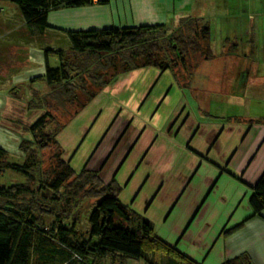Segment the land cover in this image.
Returning a JSON list of instances; mask_svg holds the SVG:
<instances>
[{"label": "crops", "instance_id": "0c3cea01", "mask_svg": "<svg viewBox=\"0 0 264 264\" xmlns=\"http://www.w3.org/2000/svg\"><path fill=\"white\" fill-rule=\"evenodd\" d=\"M218 2L107 0L102 4L51 9L47 22L64 29L169 23L180 17L201 15L205 7L213 8ZM252 27L250 24L240 34L244 39L240 41L239 53H236L238 44L235 43V50L229 51L231 54L219 53L221 55L202 61L189 84L181 85L171 70L157 68L155 81L146 87L142 84V89L136 91L133 84L140 71L150 75L145 69L151 67L148 66L120 74L95 96L107 94L111 98L107 107L111 117L83 158L81 170L86 168L103 174V179L99 177L107 183L113 180L120 188V201L130 210L138 211L140 207L148 212L151 209L146 220L152 226L159 214L164 222L169 220L174 226V236L178 234L176 241H168V237L161 234L156 236L198 264H203L212 252L217 264L241 252L248 253L254 264H264V209L254 213L248 201L252 186L259 178H264V119L256 121L259 118L249 113L240 118L215 114L210 98L212 92H231L237 81V94L249 91L255 96L258 92L257 84L246 89L254 82H246L250 74L248 63L264 64V34L260 42L259 35L254 38L252 32H255L249 31ZM256 31L260 33L262 27L257 26ZM216 58L229 65L215 80ZM38 60L42 63L40 58ZM200 70L209 71V82L193 81L194 74ZM227 73L234 79L230 83L227 77L223 80ZM161 75L169 78V84L154 92ZM263 80L264 75L259 78L260 82ZM186 89L192 94V104ZM100 112L101 108L82 127L72 150L69 149L66 160L70 165L83 141L98 124L103 110ZM113 126L116 127L114 135L109 138ZM65 140L66 146L70 138ZM106 152L105 158L113 159L112 169L104 167L107 159L99 167L88 168L91 161L97 163ZM141 169L139 183L134 186L136 172ZM225 229L227 233L222 234ZM186 235L191 241L190 249H178L177 244ZM133 264L143 262L135 260Z\"/></svg>", "mask_w": 264, "mask_h": 264}, {"label": "trees", "instance_id": "16d2710c", "mask_svg": "<svg viewBox=\"0 0 264 264\" xmlns=\"http://www.w3.org/2000/svg\"><path fill=\"white\" fill-rule=\"evenodd\" d=\"M8 1L18 6L22 20L39 35L48 31L62 35L61 45L41 46L45 70L40 77L49 90L33 98L40 106L56 99L58 105L68 101L83 108L120 74L141 67L169 69L178 83L186 85L202 61L215 57L208 21L195 15L169 23L64 29L47 22L49 10L107 0ZM50 57L58 64L50 66ZM48 116L45 112L28 126L31 139L20 143L22 162L8 160L0 146V172L9 169L24 175V181L0 185V264H125L141 258L150 264H198L154 235L152 224L120 201V188L113 180L104 182L86 168L76 173L61 156L59 130L45 128ZM43 147L52 150L49 160L38 154ZM251 190L249 204L259 213L264 209V178ZM80 193L96 199L85 234L73 219L64 221ZM156 252L161 256L153 260ZM222 264L254 263L241 252Z\"/></svg>", "mask_w": 264, "mask_h": 264}, {"label": "rangeland", "instance_id": "374dc122", "mask_svg": "<svg viewBox=\"0 0 264 264\" xmlns=\"http://www.w3.org/2000/svg\"><path fill=\"white\" fill-rule=\"evenodd\" d=\"M193 15L208 21L210 27L211 49L215 52V55H221L219 53L231 54L226 52V50H235V43L238 44V51L236 53H239L240 41L244 39V36L241 37L240 34H243V32L249 28L250 24L253 27L252 29H249V31L255 32V34L252 32L254 38L255 35L258 34L259 41L262 42L264 34V0H224V2L219 0L218 5L215 4L213 8L211 6L205 7L203 14ZM257 26L260 28L262 27L263 31L260 33L259 31H256ZM31 28L32 26L29 27V25L22 20L21 12L15 3L8 0H0V146L6 150L8 160L18 163L22 162L25 153L21 150L20 143L31 139V133L28 131V126L40 115L48 112L51 114V117H47L48 126L45 128L49 127L53 131L57 129L59 130L56 134V137L58 138H56V140L61 141V143L58 141L62 148L61 156L66 160L67 155L72 150L71 147L74 145L73 143L79 137L82 127H84L94 115L96 116L101 108V112L103 110V113L99 117L98 124L83 141V144L77 150L76 155L70 161L75 172L78 173L82 168L81 163L83 158L87 156L89 150L94 145L97 137L111 117V113L107 109L111 98L107 94L95 97L89 101L85 107L79 109H77L78 107H76L74 103L68 101L60 102L58 105L56 99H51L48 106H44L43 104L40 106L41 104L39 105L37 101H34L36 99L33 100V98L40 97L49 90L45 80L40 77L45 70V60L41 46L56 47L57 45H61L63 39L62 35L57 34L54 31H48L46 34L39 35ZM225 42H229V44L231 43V46L229 47V44L225 45ZM252 49L254 48L252 47ZM246 51L248 53V49ZM28 57L30 59H28ZM223 57L225 56H222L221 58ZM38 58L42 60V63L39 62L40 60H38ZM57 64L58 61L56 57L49 58L50 66H55ZM228 65L227 62L224 64L223 61L216 58L214 61V67L215 74L217 75L215 76L213 74L215 80L216 78H219L218 74L223 72V70L225 71ZM255 65L257 66V70L255 69ZM248 67H250V70L247 71H249L250 74H248V81L246 82L251 80L256 83L253 82L248 85L246 89L250 90L253 85L257 84L258 92L254 94L257 96H253L249 91H243L242 93L239 91L242 95L237 94V88L239 90L237 81L233 85L231 92L221 91L220 93L212 92V94H210V98L214 103L212 106L215 107V114L219 112L220 114L218 115H232L233 118L236 116L237 118H240L241 115L244 116V114L249 113L250 116L258 117L260 120L264 119V95H262L264 94V80L262 82L259 81V78L264 75V64L258 65L256 63H248ZM145 69H147L146 72H150V75L148 76L145 71H140L133 84L136 91L142 89V84L146 87L149 82H154L159 72L157 68L152 66ZM238 71L239 69L236 73ZM208 72L209 71L206 70H200L197 75L196 73L194 74L193 81L199 80L203 83L209 82L211 80V75L208 74ZM233 76L236 77L234 74ZM225 77H227L229 83L234 80L230 73H227L223 80H225ZM31 78L34 81H31ZM236 79L238 78L236 77ZM157 82L158 84L153 88L154 92L159 88L165 89L169 84V78L161 75L157 79ZM186 91L188 93L187 96L189 102L191 104L194 103L192 94H189L188 92L189 89H186ZM243 96L248 98L246 99ZM30 100L31 102H29ZM28 102L29 104L32 103L31 107H29ZM147 105H150L149 101ZM161 106H163V104ZM76 109L77 111H75ZM246 109H248V111H246ZM115 128L116 127L113 126L109 131V138L114 135ZM66 138H70V140L65 146ZM49 152H52V150L48 147H43V149L39 150L38 154L41 153L43 159L49 160ZM107 154L108 153L106 152L103 158L97 163L91 161L88 168L96 165L99 167L101 163H104L107 159L104 167L109 169L111 167L112 169L113 159L111 157L105 158ZM143 169L136 172L137 176L133 180L134 186L139 183V174ZM102 175L99 176L103 179ZM20 181H24V175L21 173L9 169L0 172V185H9ZM77 198L78 200L73 202L71 210L68 212L67 217L64 218V221L68 222L73 219L78 231L85 234V230L88 227V215L96 199L86 196L84 193L78 194ZM45 203H47V205L51 204L48 201H45ZM50 207L53 209V205H50ZM137 209L138 211L134 208L136 212L134 210L132 211L138 215L142 214L144 219L149 217L151 209H149L148 212L143 211V208L140 207ZM153 224L154 235L161 234L167 236L168 238L166 240L168 241H176L178 234L174 236L172 231L174 226H171L169 220L164 222L161 214H159V217L154 220ZM191 228L192 227H190V230ZM167 229L168 233H166ZM225 233H227L226 229L222 234ZM187 236L188 235H186V238H182L179 241L177 244L178 249L183 250L182 247H184V249H190V239L187 240ZM218 246L219 244H217V247ZM160 254L161 252H156L154 255L151 254L153 260L159 259L161 256ZM148 256L149 258L151 257L150 255ZM135 260L139 263L143 262V264H150L143 258L128 259L126 262L133 264ZM203 264H217L213 252L209 254Z\"/></svg>", "mask_w": 264, "mask_h": 264}]
</instances>
